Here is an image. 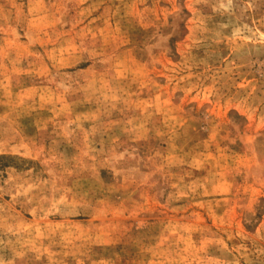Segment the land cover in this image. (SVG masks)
Instances as JSON below:
<instances>
[{"label":"rangeland","instance_id":"1","mask_svg":"<svg viewBox=\"0 0 264 264\" xmlns=\"http://www.w3.org/2000/svg\"><path fill=\"white\" fill-rule=\"evenodd\" d=\"M0 264H264V0H0Z\"/></svg>","mask_w":264,"mask_h":264}]
</instances>
